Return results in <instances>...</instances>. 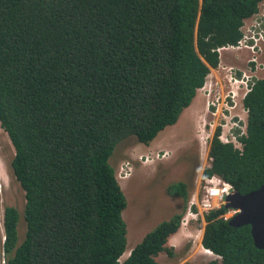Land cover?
I'll return each instance as SVG.
<instances>
[{
  "label": "trees",
  "instance_id": "trees-1",
  "mask_svg": "<svg viewBox=\"0 0 264 264\" xmlns=\"http://www.w3.org/2000/svg\"><path fill=\"white\" fill-rule=\"evenodd\" d=\"M264 0H0V124L15 149L11 167L25 190L23 214L4 211L3 264H160L183 213L127 251V196L111 160L119 145H150L175 125L238 45ZM243 150L209 144L211 166L242 194L264 185V77L244 98ZM182 115V116H181ZM187 203L185 182L169 187ZM229 209L205 214L201 264H264L250 225ZM26 234L22 238L23 219ZM184 264H199L186 262Z\"/></svg>",
  "mask_w": 264,
  "mask_h": 264
},
{
  "label": "rangeland",
  "instance_id": "rangeland-1",
  "mask_svg": "<svg viewBox=\"0 0 264 264\" xmlns=\"http://www.w3.org/2000/svg\"><path fill=\"white\" fill-rule=\"evenodd\" d=\"M222 53L223 56L220 55L222 62L215 69L217 72H212L213 75L211 76L213 77L208 83L211 91L209 89L208 92L207 90L205 92L201 91L193 106L186 109L183 116L181 115L182 119L180 117V122L166 127L154 141L156 142L164 137V134H166L165 138H162L157 144L153 142L151 145L145 146V151L141 150L134 155L130 154V152L135 151V147L132 144L119 145L115 150L111 162L117 169V175L128 200L127 207L123 211L128 228V244L127 252L123 255L122 260L127 258L131 249L148 232L162 221L168 220L174 214L181 212H183L182 221L187 223L183 226L181 225L178 230L179 233L172 235L167 242L168 246L173 247L175 255L171 256L167 252H162L157 257L159 263L184 264L186 262H196L201 264L219 258L216 254L212 255L204 251V247L200 243L201 239H198L203 236L206 225L205 214L203 216L200 215L198 219L188 215L192 198L196 194H199L200 198L202 197L206 179L203 180L201 174L199 175L197 182L194 183L195 189L191 194V200L189 199L190 202L188 201L187 208L184 211L183 202L180 203L178 199L170 196L167 186L179 181L181 178L186 179L198 156H201L204 160V168L208 167L211 164L209 142L215 129L226 124L221 129L222 131L224 129L227 131L231 128L235 119L239 122V118L230 119L237 110L241 113V100L238 96L235 98L239 101L238 106L232 108L233 113L226 116L221 112L213 113L217 112L218 100L216 98L219 99L220 95L224 97L227 89L230 92L232 86H228L233 83V77H243L244 72L247 75L253 74L256 70V62L250 63L253 70L246 71L245 67L247 64L249 65L248 62L252 60L250 57L253 54L246 47L241 50L229 49V51L225 50ZM261 56L259 61L264 63V53ZM259 75L261 77L264 76V71L260 70ZM253 78L256 79V77ZM207 99H210V102ZM212 102L216 104L212 105ZM207 103L210 105H206ZM219 103H221V100H219ZM198 117H206V119L202 122L200 120L195 122L192 132L193 123L191 121H196ZM225 117L229 119L226 120ZM244 124L245 122L241 121L239 127L244 126ZM239 127L236 128L241 130ZM158 145L165 147L159 148ZM163 148L168 149V151L163 150ZM168 152H171V154H168ZM158 153L159 157H157ZM14 155L15 149L11 139L0 124V264L4 263V252L2 249L5 238L4 211L7 206H16L23 214L26 205L25 190L16 179L11 167V160ZM158 163L163 165L161 171L156 169V164ZM127 186H129V189H127ZM193 207L198 211V206L193 205ZM21 219L23 220L20 232L23 238L26 234V224L23 216Z\"/></svg>",
  "mask_w": 264,
  "mask_h": 264
},
{
  "label": "built area",
  "instance_id": "built-area-1",
  "mask_svg": "<svg viewBox=\"0 0 264 264\" xmlns=\"http://www.w3.org/2000/svg\"><path fill=\"white\" fill-rule=\"evenodd\" d=\"M248 22L249 21H245L244 25L241 28L244 35L241 41H239V44L236 46L229 45L226 47L232 49L246 47L253 52L252 56L250 57L252 59L250 60V62H256V70L253 72V74L247 75L246 73H244L243 77H233V83H238L235 84V87L241 89L242 92L244 91V98L249 93L251 87L254 85L255 80L253 79V77H256V79L261 78V76L257 75V73H259L260 70H263L261 68L259 58L264 52V3H261L260 11L252 16V21L250 23ZM231 91L233 92V95H236V92L233 91V87ZM243 110L247 112L244 107ZM220 138L223 142L228 143L230 141L227 133L225 132H222ZM238 147L240 150H243V147L241 145H239ZM210 166L211 164L208 167ZM205 181L206 183L203 186L202 197L200 198L199 194H196L192 198L191 209L188 212V215H191L195 219H198L200 215L203 216L204 214L211 211L219 210L226 203V196L234 189L230 183L226 182L217 175H214L211 178H207ZM193 205L198 206V211L194 209ZM237 212L238 210L236 209H229L224 217L226 219H230ZM186 223L187 222L182 221L181 225L183 226Z\"/></svg>",
  "mask_w": 264,
  "mask_h": 264
},
{
  "label": "water",
  "instance_id": "water-1",
  "mask_svg": "<svg viewBox=\"0 0 264 264\" xmlns=\"http://www.w3.org/2000/svg\"><path fill=\"white\" fill-rule=\"evenodd\" d=\"M224 206L238 210L229 220L230 225H250L255 246L264 249V185L246 194L233 189Z\"/></svg>",
  "mask_w": 264,
  "mask_h": 264
},
{
  "label": "flooded vegetation",
  "instance_id": "flooded-vegetation-1",
  "mask_svg": "<svg viewBox=\"0 0 264 264\" xmlns=\"http://www.w3.org/2000/svg\"><path fill=\"white\" fill-rule=\"evenodd\" d=\"M249 63V65L247 64V66L245 67V69H246V71L247 70H249L250 71V69L252 70L253 69V67L251 66V64L250 63H252V62H248ZM242 71H244V70H242ZM245 73V72H244ZM222 83H223V80H222ZM230 86H232V84H230L228 87H230ZM233 87H235V84H233ZM232 89V87L230 88V90ZM226 93H225V95H224V97H222L220 94V98L218 99V98H216V99H218V100H221V103H223V105H222V113L223 114H225V115H230L231 113H232V111L231 110H229V108H233L234 106H235V103H236V99L234 98V95L233 94H227V92H228V89L225 91ZM217 95H218V93H217ZM234 119L235 118H239V116H238V110H237V112H234V114H233V116H232ZM234 121H236L237 122V120L235 119ZM242 121V119L241 118H239V123ZM193 124H195V120H192L191 121ZM226 125V124H225ZM158 167V168H157ZM156 169L158 170V171H161L162 169H163V165L161 164V163H158V164H156ZM203 171H204V160L201 158V156H198L196 159H195V161H194V166L192 167V169L190 170V172H189V175H188V177L185 179H183V178H181L179 181H177V182H181V181H183V182H185V184H186V186H187V189L189 190V194H190V196H189V199L191 200V194H192V192H193V190L195 189V185H194V183L195 182H197V180H198V177H199V175L201 174V177H202V174H203ZM174 183H176V181L174 182ZM174 183H172V184H174ZM171 185V184H170ZM170 185H168L167 186V191H168V193H169V187H170ZM170 196H172L173 198H176V199H178V201L180 202V203H182L183 204V206H184V208H185V206H186V202L184 201L185 199L182 197V195L181 194H178V195H172L171 193H170ZM189 201V200H188ZM190 202V201H189ZM178 203V202H177ZM183 211H184V209H183ZM181 213H183V212H181ZM177 214H179V213H177ZM174 215H176V214H174ZM174 215L172 216V217H174ZM171 219V218H170ZM170 219H168V220H170ZM164 221H166V220H164ZM163 222V221H162Z\"/></svg>",
  "mask_w": 264,
  "mask_h": 264
},
{
  "label": "clouds",
  "instance_id": "clouds-1",
  "mask_svg": "<svg viewBox=\"0 0 264 264\" xmlns=\"http://www.w3.org/2000/svg\"><path fill=\"white\" fill-rule=\"evenodd\" d=\"M245 21H249V22H251L252 21V17H250V18H247ZM248 22V23H249ZM220 52V51H219ZM264 53V52H263ZM262 53V54H263ZM220 55H221V53H220ZM222 60V58H221V56H220V62H222L221 61ZM253 63V62H252ZM215 70V69H214ZM212 73V72H211ZM210 73V74H211ZM209 74V75H210ZM209 77V76H208ZM240 77V76H239ZM264 76H262L261 78H263ZM208 79V78H207ZM254 80H255V78H253ZM258 79V78H257ZM233 80H234V78H233ZM207 83V82H206ZM232 84V87H233V84H235V83H231ZM206 85V84H205ZM209 91H211V89L209 90ZM230 92H232L231 90H230ZM230 92H228L227 94H230ZM232 94H233V92H232ZM237 96L236 95H234V98H236ZM218 100V99H217ZM244 100V99H243ZM216 101V100H215ZM244 102V101H243ZM242 102V104L240 105V109L242 110V111H244L243 110V107H244V103ZM212 105H215L216 103L215 102H212L211 103ZM210 105V104H209ZM208 105V106H209ZM222 105H223V103H219V100H218V107H217V112H213L214 114H216V113H219V112H221L222 113ZM191 106V105H190ZM235 107H237V99H236V103H235V106L233 107V108H235ZM245 108V107H244ZM246 109V108H245ZM186 110V109H185ZM184 110V111H185ZM229 110H231L232 111V108H229ZM245 112V111H244ZM232 113H233V111H232ZM231 113V114H232ZM238 113H240V112H238ZM246 114H247V118H248V111L247 112H245ZM223 114V113H222ZM226 116V115H225ZM233 116V115H232ZM231 116V120H234V118ZM238 116H239V114H238ZM239 118H241V116H239ZM225 119L226 120H228L229 118H227V117H225ZM230 121V120H229ZM242 121H244V120H242ZM245 122V124H244V126H242V127H239V122H236V121H233V125L231 126V128L230 129H228L227 131L224 129L222 132L224 133H227V135H228V137H229V142L228 143H234V145L237 147V148H239L238 146L239 145H241L242 147H243V145H242V143H241V141H239V139H238V136H241V135H244V134H246L247 133V120L246 121H244ZM223 126H225V124H223L221 127H223ZM236 127H239L241 130H239L238 128H236ZM217 129V128H216ZM216 129H215V131H214V133L216 132ZM211 134H212V131H211ZM222 134V133H221ZM214 135V134H213ZM221 136V135H220ZM213 137V136H212ZM212 139V138H211ZM221 139V138H220ZM222 140V139H221ZM231 219V218H230ZM204 247V246H203ZM132 250V249H131ZM130 253H131V251H130ZM130 253H129V255H130ZM129 255L127 256V257H129Z\"/></svg>",
  "mask_w": 264,
  "mask_h": 264
},
{
  "label": "bare ground",
  "instance_id": "bare-ground-1",
  "mask_svg": "<svg viewBox=\"0 0 264 264\" xmlns=\"http://www.w3.org/2000/svg\"><path fill=\"white\" fill-rule=\"evenodd\" d=\"M229 49H232V48H226V47H223V48H221L219 51H220V53H221V56H223V51H225V50H228L229 51ZM241 49H244L243 47H240L239 49H235V50H241ZM261 57L262 56H260V58H259V60H261ZM260 64H261V68L263 69V71H264V68H263V66H264V63L261 61L260 62ZM214 72H217V70H214L213 71V73ZM213 73H211L210 75H209V77H208V79H207V83H206V85L204 86V87H202V88H200L199 89V91H198V94L201 92V91H203V92H205V90H207V92H208V89H209V86H208V83L210 82V79L213 77V76H211V75H213ZM257 75H259V73H257ZM260 76V75H259ZM236 84H237V82H236ZM210 90V89H209ZM233 91H235L236 92V96H238V98L241 100V104H242V102L244 101L243 99H244V91L242 92L241 91V89H239L238 87H233ZM198 94H197V96H196V98L194 99V101H193V103L191 104V106H193V104L195 103V101L197 100V98H198ZM207 96V95H206ZM208 100V99H207ZM209 102H210V99L208 100ZM209 103H207L206 105H208ZM238 104H239V101H238V99H237V106H238ZM191 106H189V107H191ZM188 107V108H189ZM187 108V109H188ZM206 110H207V108H206ZM239 114V116H241V119L242 120H244V121H248V118H247V114L244 112V111H242L241 110V113H238ZM209 117H210V115H209ZM181 119H182V117H181ZM205 119H206V117H202V118H200V117H198V118H196V122H199V120H200V122H202V121H205ZM180 122V121H179ZM200 124V123H199ZM194 125L195 124H193V129H192V132H193V130H194ZM206 143V142H205ZM206 149V148H205ZM165 151H168V150H165ZM208 152V151H207ZM168 154H171V152H169ZM205 155H206V152H205ZM118 178H119V176H118ZM119 181H120V179H119ZM121 183V182H120ZM123 188V187H122ZM126 188V187H125ZM127 189H129V186H127ZM124 190V189H123ZM198 239H201L200 240V243H202V236H200V238H198ZM203 247V246H202ZM204 251H207V252H209V253H211L212 255H215L211 250H209V249H207V248H205L204 247ZM127 252V251H126ZM126 252H125V254H126Z\"/></svg>",
  "mask_w": 264,
  "mask_h": 264
},
{
  "label": "crops",
  "instance_id": "crops-1",
  "mask_svg": "<svg viewBox=\"0 0 264 264\" xmlns=\"http://www.w3.org/2000/svg\"><path fill=\"white\" fill-rule=\"evenodd\" d=\"M214 71V69L212 70V72ZM241 84V83H240ZM242 85V84H241ZM179 122V121H178ZM176 125V124H175ZM173 126V125H172ZM169 127V126H168ZM165 135L166 134H164V137H162V138H165ZM172 136V135H171ZM157 138V137H156ZM162 138H160L158 141H153V142H155L154 144H157L159 141H161V139ZM152 142V143H153ZM151 143V144H152ZM150 144V145H151ZM134 147H135V151H132V152H130V154L131 155H134L136 152H139V151H141V150H143V151H145L146 150V147L145 146H149V145H147V144H144V143H137V144H135V145H133ZM159 146V148H162V147H165V146H162V145H158ZM165 148H163V150H164ZM162 150V151H163ZM165 150H168V149H165ZM160 153V152H159ZM159 153H158V155H157V157H159ZM169 153V152H168ZM178 233H179V231H178ZM178 233H175V235L176 234H178ZM174 235V234H173Z\"/></svg>",
  "mask_w": 264,
  "mask_h": 264
}]
</instances>
